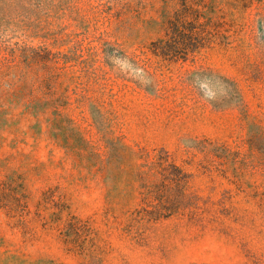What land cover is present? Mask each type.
I'll list each match as a JSON object with an SVG mask.
<instances>
[{
	"label": "rangeland",
	"instance_id": "rangeland-1",
	"mask_svg": "<svg viewBox=\"0 0 264 264\" xmlns=\"http://www.w3.org/2000/svg\"><path fill=\"white\" fill-rule=\"evenodd\" d=\"M0 264H264V0H0Z\"/></svg>",
	"mask_w": 264,
	"mask_h": 264
}]
</instances>
